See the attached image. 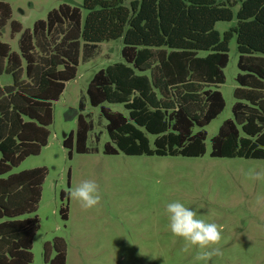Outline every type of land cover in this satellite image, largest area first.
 <instances>
[{"label":"trees","instance_id":"1","mask_svg":"<svg viewBox=\"0 0 264 264\" xmlns=\"http://www.w3.org/2000/svg\"><path fill=\"white\" fill-rule=\"evenodd\" d=\"M82 8L83 19L79 7L59 4L22 29L0 0V32L9 22L11 36L19 34L18 52L0 41V75L11 77L0 85V264L31 263L47 173L45 167L11 170L47 144L54 101L100 42L121 38L123 44V62L96 71L86 87L89 104L106 120L104 154L204 155V127L225 106L219 87L234 37L240 72L232 118L211 138L209 156L264 159V0H82ZM233 19L223 33L214 27ZM78 108L76 129L62 140L69 158L72 149L97 151L86 144L92 123L82 101ZM67 212L65 201L62 219ZM41 255L43 264H66L65 240L44 242Z\"/></svg>","mask_w":264,"mask_h":264},{"label":"rangeland","instance_id":"2","mask_svg":"<svg viewBox=\"0 0 264 264\" xmlns=\"http://www.w3.org/2000/svg\"><path fill=\"white\" fill-rule=\"evenodd\" d=\"M4 1L10 6L11 19L18 21L22 29H31L36 20L45 19L50 9L62 3L79 7L82 19L86 14L82 0ZM234 23L235 19L217 21L214 27L223 33ZM18 38L19 34L11 36L9 22L1 29L0 41L16 52ZM122 45L121 38L100 42L92 59L79 62L76 77L65 83L53 103L47 144L40 153L26 157L11 170H47L35 212L39 227L32 241L30 264H43L42 245L54 236L66 242V264H264V178H255V173H264V159L209 156L211 138L224 120L232 118L233 90L238 86L235 77L240 72L235 38L229 41L228 63L223 69L225 80L219 87L225 106L204 127L206 151L200 157L102 152L104 143L109 141L106 120L99 106L89 104L86 87L96 71L123 62ZM10 83V75H0V85ZM79 101L84 103L82 113L92 123L87 147L97 151L77 153L72 149L69 158L62 140L76 129ZM104 105L123 111L120 104ZM85 181H94L101 197L90 209L82 208L69 194ZM61 191L67 192L66 200H61ZM65 201L66 220L59 213ZM174 201L193 208L197 219L215 223L221 240L200 248L173 235L165 205ZM213 249H218L220 255L201 259Z\"/></svg>","mask_w":264,"mask_h":264},{"label":"clouds","instance_id":"3","mask_svg":"<svg viewBox=\"0 0 264 264\" xmlns=\"http://www.w3.org/2000/svg\"><path fill=\"white\" fill-rule=\"evenodd\" d=\"M256 179L264 178V173H255ZM70 196L77 200L82 208L90 209L100 202L98 186L94 181H85L69 192ZM168 217V227L171 233L181 237L192 245L206 248L216 244L221 240V232L215 223H206L204 220L196 218V211L186 207L179 201L169 202L165 205ZM212 255H220L218 249H213L205 253L201 259L210 258Z\"/></svg>","mask_w":264,"mask_h":264}]
</instances>
